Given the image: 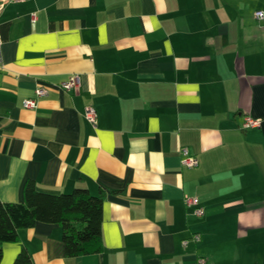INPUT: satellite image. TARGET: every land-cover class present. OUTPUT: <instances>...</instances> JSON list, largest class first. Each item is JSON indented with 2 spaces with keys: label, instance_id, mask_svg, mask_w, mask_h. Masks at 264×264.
Returning <instances> with one entry per match:
<instances>
[{
  "label": "crops",
  "instance_id": "1",
  "mask_svg": "<svg viewBox=\"0 0 264 264\" xmlns=\"http://www.w3.org/2000/svg\"><path fill=\"white\" fill-rule=\"evenodd\" d=\"M260 10L264 0H0V200L22 202L29 180L104 192L100 252L69 256L61 225L37 222L2 244L0 264L24 249L32 264H264ZM73 74L78 88H61ZM40 86L48 94L24 107ZM246 116L261 125L244 128ZM185 147L197 165L183 164Z\"/></svg>",
  "mask_w": 264,
  "mask_h": 264
},
{
  "label": "trees",
  "instance_id": "2",
  "mask_svg": "<svg viewBox=\"0 0 264 264\" xmlns=\"http://www.w3.org/2000/svg\"><path fill=\"white\" fill-rule=\"evenodd\" d=\"M103 201V191L93 195L87 188L76 187L67 193L53 194L38 190L34 180L27 181L22 202L0 200V261L2 244L17 241L21 229L33 227L37 222L61 225L69 256L100 252ZM14 264H32L29 252L22 250Z\"/></svg>",
  "mask_w": 264,
  "mask_h": 264
},
{
  "label": "built area",
  "instance_id": "3",
  "mask_svg": "<svg viewBox=\"0 0 264 264\" xmlns=\"http://www.w3.org/2000/svg\"><path fill=\"white\" fill-rule=\"evenodd\" d=\"M15 1H21V0H15ZM255 16L257 18H264V12L263 11H257L255 12ZM3 41L0 33V68L3 67V49H2ZM80 84V77L77 74H73L69 76L67 79L61 82L60 86L64 90L70 91V90H76ZM36 98H30L25 99L23 101V105L26 108H35L37 106V98L45 96L48 94V89L45 86H40L35 90ZM85 118L89 123H91L94 127H96L97 124V111L93 106H87L85 108ZM261 125V121L259 119L252 118L250 116H246L245 122L243 124L244 128H256ZM182 154L184 156L183 158V164L186 166H195L198 164V161L194 159L190 153L188 148H182ZM185 204L188 207L194 208V213L197 215H203L204 214V208L200 205V200L197 197L192 196H186L185 197ZM193 239L198 241L200 240V236L198 234L193 236ZM188 243V240H184L183 245L186 246ZM204 260H201L203 262Z\"/></svg>",
  "mask_w": 264,
  "mask_h": 264
}]
</instances>
